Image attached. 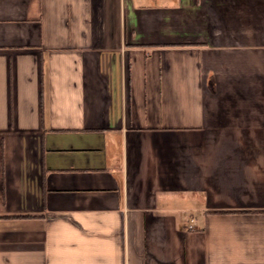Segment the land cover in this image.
<instances>
[{
    "label": "crops",
    "instance_id": "obj_1",
    "mask_svg": "<svg viewBox=\"0 0 264 264\" xmlns=\"http://www.w3.org/2000/svg\"><path fill=\"white\" fill-rule=\"evenodd\" d=\"M0 264H264V0H0Z\"/></svg>",
    "mask_w": 264,
    "mask_h": 264
},
{
    "label": "built area",
    "instance_id": "obj_2",
    "mask_svg": "<svg viewBox=\"0 0 264 264\" xmlns=\"http://www.w3.org/2000/svg\"><path fill=\"white\" fill-rule=\"evenodd\" d=\"M194 222V221H193ZM190 228H193V226H190Z\"/></svg>",
    "mask_w": 264,
    "mask_h": 264
}]
</instances>
